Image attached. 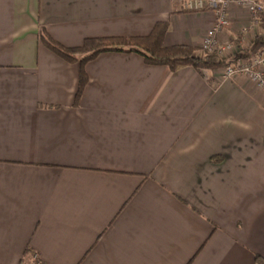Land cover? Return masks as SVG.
I'll return each mask as SVG.
<instances>
[{
    "label": "crops",
    "instance_id": "1",
    "mask_svg": "<svg viewBox=\"0 0 264 264\" xmlns=\"http://www.w3.org/2000/svg\"><path fill=\"white\" fill-rule=\"evenodd\" d=\"M184 0H0V264H254L264 257V91L137 52L85 66L42 42L149 35L200 48ZM219 41L257 37L233 2Z\"/></svg>",
    "mask_w": 264,
    "mask_h": 264
},
{
    "label": "trees",
    "instance_id": "2",
    "mask_svg": "<svg viewBox=\"0 0 264 264\" xmlns=\"http://www.w3.org/2000/svg\"><path fill=\"white\" fill-rule=\"evenodd\" d=\"M262 25L264 26V14H261ZM168 31L167 22H159L156 24L152 32L147 36L139 37H105V38H87L84 44L77 47H66L53 39L47 32L42 35V42L55 54L70 63H78L80 65L79 88L76 94L75 103L77 104L83 89L88 82V76L85 71L86 64L97 58V56L106 51H133L141 54L146 62L155 65H166L173 71L181 67L192 66L203 71L204 69H219L226 65V62L220 58L216 52L205 54L198 53L199 48L192 47L188 44L167 45L165 44V36ZM253 46L249 52L258 54L264 47V35L255 38ZM246 56V55H241ZM21 264H32V255L29 251L25 254ZM36 262L41 259L35 260ZM254 264H264V257L256 254Z\"/></svg>",
    "mask_w": 264,
    "mask_h": 264
},
{
    "label": "built area",
    "instance_id": "3",
    "mask_svg": "<svg viewBox=\"0 0 264 264\" xmlns=\"http://www.w3.org/2000/svg\"><path fill=\"white\" fill-rule=\"evenodd\" d=\"M235 2L247 9L250 14V27L257 30L259 36L262 28L261 14H264V0H184L185 9L195 12L211 9L216 16L214 24L208 28L202 39V45L199 50L203 54L216 52L220 58L231 61L224 70V77L234 79L235 76H244L249 78L259 90L264 91V54L252 53V55L241 56L243 53L234 54V44L230 41H219L221 32L229 29L231 26L230 8ZM235 57V58H234ZM234 59V60H233ZM38 257L34 255L30 261L32 264H43L36 262Z\"/></svg>",
    "mask_w": 264,
    "mask_h": 264
},
{
    "label": "rangeland",
    "instance_id": "4",
    "mask_svg": "<svg viewBox=\"0 0 264 264\" xmlns=\"http://www.w3.org/2000/svg\"><path fill=\"white\" fill-rule=\"evenodd\" d=\"M262 28H263V30L260 32V34L259 35H264V26L262 25ZM257 36V35H256ZM256 38V37H255ZM254 38V40H256ZM198 53H200V54H203V51L202 50H198ZM259 53H262V54H264V47L259 51ZM258 53V54H259ZM243 55H246V58H247V56H249V55H252V53L251 52H249V51H247V54L245 53V54H243ZM235 58V57H234ZM222 59V58H221ZM225 62H226V65H224V66H222V68H219V69H217V70H220L221 72H223L228 66H229V64L231 63V61H228V60H226V59H223ZM234 60V59H233ZM34 255H32V257H33Z\"/></svg>",
    "mask_w": 264,
    "mask_h": 264
}]
</instances>
